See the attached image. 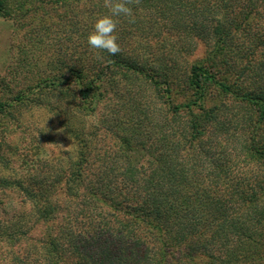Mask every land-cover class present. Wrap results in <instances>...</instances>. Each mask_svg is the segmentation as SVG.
I'll return each mask as SVG.
<instances>
[{"label":"trees","instance_id":"1","mask_svg":"<svg viewBox=\"0 0 264 264\" xmlns=\"http://www.w3.org/2000/svg\"><path fill=\"white\" fill-rule=\"evenodd\" d=\"M9 2L0 0L1 16ZM43 2L59 9V23L71 9L68 32L86 58L57 61L37 79L28 69L0 101L9 116L0 121V164L19 150L24 159L23 177L0 176V195L16 192L27 208L0 217V264H264V0L134 2L132 17L118 18L122 51L114 56L87 43L108 14L104 0ZM17 3L21 15L30 12ZM201 44L207 56L186 68L200 120L196 100L172 108L165 97L182 54ZM218 59L236 80L215 71L208 78L232 101L206 107L204 63ZM113 70L145 88L129 89L103 116L98 98ZM37 109L67 118L61 126L73 146L58 157L27 133L25 112ZM91 117L96 126L86 131ZM16 133L21 143L9 141ZM9 207L0 197L4 215Z\"/></svg>","mask_w":264,"mask_h":264},{"label":"rangeland","instance_id":"2","mask_svg":"<svg viewBox=\"0 0 264 264\" xmlns=\"http://www.w3.org/2000/svg\"><path fill=\"white\" fill-rule=\"evenodd\" d=\"M8 5L6 8L8 14L6 16L0 15V101L12 98L25 81L24 74L28 69L31 70L33 77L37 79V77H40L51 67L54 68L57 61L78 57L80 59L86 58L82 56L84 47L78 45L80 40L76 39V35L68 32V29L71 27V9L68 13V20L59 23L58 19L61 17L59 9V12L52 10L48 5L45 6L43 0H24L23 7L30 10L25 15H21L17 10L19 7L17 0H10ZM81 8L83 9V6ZM72 38L73 40L76 39V42H78L77 45L74 44L75 41L71 40ZM206 56L207 49L202 44L196 46L193 51L191 50L182 54L184 63L180 64L177 72H175L178 76L172 84L170 92L165 97V104L172 108L175 106L182 107L197 99L195 90L187 86L188 79H186V74L188 75V71H186V68H188L190 62H194V64L198 63L201 59H205ZM204 64L208 70L203 80L205 88L204 105L211 107L218 103H226L227 101L231 103L232 98L221 95L218 88L213 85V82L209 80L208 76L211 72L215 71L218 73L219 78L217 79L221 80L223 78L220 77H224L232 83L236 80L235 71L227 66H223L220 59L214 65L212 62ZM123 76L124 73L117 72L116 70L110 73L105 86L106 92L98 98L101 101V106H103L101 110L103 116L111 113L112 107L122 106L129 89L145 88L144 81L138 79L135 75H128L129 77L126 78ZM51 103L52 105H60V101L58 102L55 98L51 100ZM165 104L162 101L158 102L157 107H164ZM233 104L234 102H232ZM200 105L201 102L196 100L192 116L194 115L201 120L204 112L199 109ZM252 113L255 117V112ZM25 114L28 116L29 129L27 133L29 136L38 135L40 140L44 141L50 147L54 156H60L58 153L60 149H70L73 146L70 134L61 126V121L67 120V118L64 119V116L61 115L59 110L37 109L30 113L25 112ZM7 120H9L7 114H4L3 117L0 115V121ZM177 120L183 126L187 125L188 116L180 114ZM85 121L84 127L86 131H93L97 121L93 117L87 118ZM59 129L61 132L58 131ZM20 134L16 133L12 135L9 137V141L14 144L21 143V141L17 142L19 138L23 137ZM26 138L27 136H25ZM21 154L20 150L15 152L12 157L13 163L8 166L0 164V176L6 178L23 177L24 173L20 172L24 161ZM3 194L6 193H1L2 196L0 195V197L3 198L4 202L10 203V207L7 210L9 213L6 215L0 211V217L8 218L14 214L15 218H17L25 210L27 211V208L24 207L25 205L21 204V198L16 192V195L10 198H7Z\"/></svg>","mask_w":264,"mask_h":264},{"label":"clouds","instance_id":"3","mask_svg":"<svg viewBox=\"0 0 264 264\" xmlns=\"http://www.w3.org/2000/svg\"><path fill=\"white\" fill-rule=\"evenodd\" d=\"M139 4L140 0H104V7L108 9V14L99 17L93 27V31L87 37L90 48L106 51L110 55L119 54L122 49L118 43V18L132 17L133 10L129 6L133 3ZM61 132V130H58Z\"/></svg>","mask_w":264,"mask_h":264}]
</instances>
